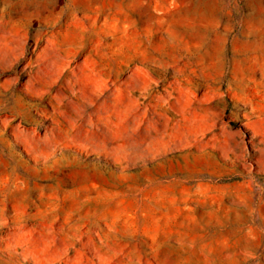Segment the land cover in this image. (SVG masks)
Instances as JSON below:
<instances>
[{"label": "rangeland", "instance_id": "rangeland-1", "mask_svg": "<svg viewBox=\"0 0 264 264\" xmlns=\"http://www.w3.org/2000/svg\"><path fill=\"white\" fill-rule=\"evenodd\" d=\"M0 264H264V0H0Z\"/></svg>", "mask_w": 264, "mask_h": 264}]
</instances>
